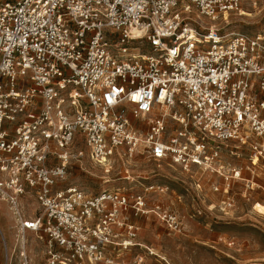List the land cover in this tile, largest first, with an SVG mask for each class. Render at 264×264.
I'll use <instances>...</instances> for the list:
<instances>
[{
	"label": "built area",
	"instance_id": "obj_1",
	"mask_svg": "<svg viewBox=\"0 0 264 264\" xmlns=\"http://www.w3.org/2000/svg\"><path fill=\"white\" fill-rule=\"evenodd\" d=\"M245 1L0 0V200L21 250L29 231L41 264H125L141 246L133 216L180 232L174 212L147 207L164 189L135 180L138 161L240 180L243 166L224 155L245 149L253 183L264 167V29L221 24ZM84 156L143 190L65 184Z\"/></svg>",
	"mask_w": 264,
	"mask_h": 264
},
{
	"label": "rangeland",
	"instance_id": "obj_2",
	"mask_svg": "<svg viewBox=\"0 0 264 264\" xmlns=\"http://www.w3.org/2000/svg\"><path fill=\"white\" fill-rule=\"evenodd\" d=\"M221 24L225 29L247 33L263 30L264 0H246L240 14L229 16ZM240 153L239 157L225 153L224 161L231 167L242 165V178L246 179L250 173L245 167L250 162L245 149ZM261 165L259 161L253 183H247L245 179L226 181L197 167L185 171L169 161H138L129 171L135 180L164 189L147 194V207L160 205L174 212L181 230L169 231L153 213L133 216L135 241L141 246H130L123 253L125 264H136V256L143 257L141 264H264V188L257 186L264 181ZM229 169L224 174L230 173ZM118 171L106 174L84 156L72 164L65 184L93 195L121 187L139 193L141 186L127 184ZM8 223L9 217L0 207V228L12 231ZM3 236L0 233L1 246L8 241L4 232Z\"/></svg>",
	"mask_w": 264,
	"mask_h": 264
},
{
	"label": "crops",
	"instance_id": "obj_3",
	"mask_svg": "<svg viewBox=\"0 0 264 264\" xmlns=\"http://www.w3.org/2000/svg\"><path fill=\"white\" fill-rule=\"evenodd\" d=\"M29 205V204H27ZM0 207L7 213L9 217V223H11V230L2 226L0 228V233L3 236V232L7 237V240H4L2 246L0 245V264L12 263V264H20L22 262L21 254L22 250L24 251V255L29 259V263L31 264H41L44 261V245L40 241H36L33 234L27 231L25 235V244L23 245L22 250L18 245L16 230L14 228V223L11 216V211L7 205V203L0 200ZM8 223V224H9ZM8 227V226H7ZM4 238V236H3ZM41 261V262H40ZM37 262V263H35Z\"/></svg>",
	"mask_w": 264,
	"mask_h": 264
},
{
	"label": "bare ground",
	"instance_id": "obj_4",
	"mask_svg": "<svg viewBox=\"0 0 264 264\" xmlns=\"http://www.w3.org/2000/svg\"><path fill=\"white\" fill-rule=\"evenodd\" d=\"M152 252H153V251H152ZM22 253L25 254L23 250H22Z\"/></svg>",
	"mask_w": 264,
	"mask_h": 264
}]
</instances>
